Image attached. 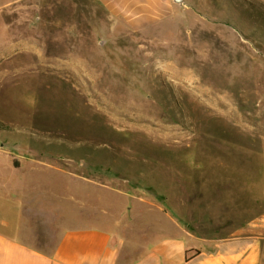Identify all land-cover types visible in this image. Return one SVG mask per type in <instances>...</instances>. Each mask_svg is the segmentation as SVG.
I'll return each mask as SVG.
<instances>
[{
    "label": "rangeland",
    "instance_id": "obj_1",
    "mask_svg": "<svg viewBox=\"0 0 264 264\" xmlns=\"http://www.w3.org/2000/svg\"><path fill=\"white\" fill-rule=\"evenodd\" d=\"M171 5L133 24L98 0H0V221L35 248L131 207L155 221L137 204L154 192L196 209L199 238L264 218V0Z\"/></svg>",
    "mask_w": 264,
    "mask_h": 264
},
{
    "label": "crops",
    "instance_id": "obj_2",
    "mask_svg": "<svg viewBox=\"0 0 264 264\" xmlns=\"http://www.w3.org/2000/svg\"><path fill=\"white\" fill-rule=\"evenodd\" d=\"M98 1L114 18L133 24L162 17L172 6L171 0ZM154 193L156 203L151 198L138 199L137 204H147L145 212L149 217L154 205V213H158L155 221L147 220L145 213L139 216L131 207L127 221L110 220V228L100 225L63 229L49 253L35 248L41 245L36 236L27 243L21 224L14 228L2 220L0 264H264V244L258 237L264 232V218L255 224L239 225L222 239L199 238L197 224L188 218V214L197 213L196 209L191 212L180 199L177 207L164 205L170 197L158 194L163 197L158 201ZM18 206L22 214L24 202Z\"/></svg>",
    "mask_w": 264,
    "mask_h": 264
},
{
    "label": "water",
    "instance_id": "obj_3",
    "mask_svg": "<svg viewBox=\"0 0 264 264\" xmlns=\"http://www.w3.org/2000/svg\"><path fill=\"white\" fill-rule=\"evenodd\" d=\"M178 1V0H177Z\"/></svg>",
    "mask_w": 264,
    "mask_h": 264
}]
</instances>
